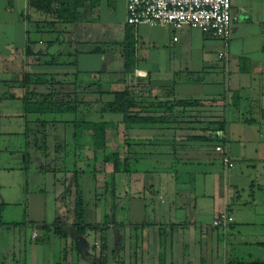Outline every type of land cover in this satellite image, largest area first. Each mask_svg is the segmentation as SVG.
<instances>
[{
    "label": "crops",
    "instance_id": "crops-1",
    "mask_svg": "<svg viewBox=\"0 0 264 264\" xmlns=\"http://www.w3.org/2000/svg\"><path fill=\"white\" fill-rule=\"evenodd\" d=\"M94 2L93 7L88 1L78 11L75 23L60 24L51 16L32 12L28 0H0V133L8 132L12 119H18L26 133L30 123L27 118L37 115L25 112L29 94H50L61 101L81 99L84 110L80 112L84 114L91 110L87 102L91 89L98 86L108 92L138 90L131 94L137 102L144 99L140 92L147 87L163 91L167 101L189 103L177 107L184 113L176 122L129 129L131 162L147 159L163 164L158 168L162 176L158 180L154 170L134 172L138 194L142 192L144 198H138L132 221L97 222L78 235L73 223L67 222L69 218H63L66 227L62 232L69 243H56L52 259L48 255L51 240L43 244L41 258L38 248L31 244L40 237L37 229L43 231L49 225L31 221L27 243L30 253L26 252L25 263L264 261V0H232L231 35L226 48L211 31L129 26L125 22L126 0ZM224 50L226 58L220 59L218 54ZM128 52L133 65L125 74L124 56ZM143 106L144 114L161 115L154 105H147L150 109ZM191 135L204 136L210 142L220 140L223 154L233 166L223 163L222 154L214 149L218 144L190 143L187 136ZM177 166L186 168L181 184ZM112 169L107 163L101 173L109 175ZM65 172V177H74L71 180L75 186V168ZM177 192L186 196L184 216L166 219L165 214L180 209L173 202L169 207L165 203L168 194ZM147 193L161 199L151 209V220H146L144 213ZM179 195L173 196L181 200ZM222 209L233 218L224 229L212 225ZM65 210L64 206L60 208L61 216ZM125 227L132 230L130 256L123 244ZM92 233H98L99 238L91 245L87 235ZM92 249L99 254L98 260ZM16 257L21 254H13L14 262ZM20 260L16 264H22Z\"/></svg>",
    "mask_w": 264,
    "mask_h": 264
},
{
    "label": "rangeland",
    "instance_id": "rangeland-1",
    "mask_svg": "<svg viewBox=\"0 0 264 264\" xmlns=\"http://www.w3.org/2000/svg\"><path fill=\"white\" fill-rule=\"evenodd\" d=\"M98 87L91 89L87 101L88 104H91V110H88L89 112L84 111L85 114L80 112L81 109L84 110L80 107L76 115L72 113L31 115L27 118L30 123L26 133L21 130L24 129L23 124L20 125L18 119H12L8 132L0 133V203L5 205L1 215L5 225L0 226V264H16V261L24 259L26 252L27 254L30 253L27 244L30 237V225H32L28 223L30 221H44L50 226L48 230L37 229L40 237L47 234L51 240L48 248L50 259L54 257L56 243H69V237L63 238L53 234L56 226L60 231H64L66 227L63 220L66 215L62 218L60 208L68 206L73 210L75 205V186L71 180L74 177L71 174L65 177V171H72L75 168L77 173L75 182L84 201L83 221L87 225H94L97 222L110 223L114 219L117 222L119 220L132 221V211L133 209L136 210L139 205L138 198H144L142 192L140 195L138 194L139 182L136 181L134 172L151 169L156 171L157 180L158 176L162 177L157 173L158 168L163 167L160 162L155 163V161H148L147 159L131 162L133 160L131 131L122 123V117L119 114L99 112L100 104L111 100V96L106 94L110 92L102 89L104 87ZM54 88L56 89V87ZM128 91L133 96L136 91L138 92V90H134V92L131 89ZM140 93L144 95V99L139 101L140 104L144 105L143 109H150L147 105L167 102V97L163 91L146 87ZM78 102L83 104L81 99H78ZM75 119L88 122L105 121L115 124L113 129L107 130L106 150L117 153L122 161L126 159L129 169V173L119 172L115 175V192L112 189L110 174H102L105 165L102 173L99 172V174L94 175L92 172L95 164L94 160L90 158L92 154L91 141L87 133L82 137V142L76 144L77 149L74 152V128L71 124L66 126L62 122H72ZM216 135L214 134L215 137ZM127 144L130 146V153H127ZM177 170L178 184H181L185 181L186 168L177 166ZM164 182L166 184V181ZM68 190H70L69 193ZM173 195L177 196L179 192ZM173 195L168 194L165 203L169 207L173 202L174 206L180 209H175L176 211H173L172 214L168 212L165 216L163 215L166 219L167 216L175 217L177 215L176 218L184 216L185 194L179 195L180 198L183 197L181 200L179 197L174 198ZM145 198H147L144 199L146 200L145 219L151 220V209H153V205H156V201L160 203L161 199L152 197L151 193L145 194ZM203 215L207 216V213H203ZM56 218L59 219V224L53 223ZM72 218H69L67 222H72ZM14 224L17 226H13ZM125 228L123 229V244H125L127 256H130L133 242L132 230L129 227ZM87 238L92 245L95 239L99 238V235L92 233L87 235ZM31 244L33 248H38L37 254L41 258V255L44 254V243L31 242ZM240 248L244 249V246L241 245ZM18 252L21 257L18 259L16 257L14 262L12 256L13 254L17 256ZM91 254L95 255L98 260L99 254L94 253L93 249ZM32 255L35 258V253ZM241 256L244 257L245 255L241 254ZM36 259L38 260V257Z\"/></svg>",
    "mask_w": 264,
    "mask_h": 264
},
{
    "label": "trees",
    "instance_id": "trees-1",
    "mask_svg": "<svg viewBox=\"0 0 264 264\" xmlns=\"http://www.w3.org/2000/svg\"><path fill=\"white\" fill-rule=\"evenodd\" d=\"M90 2L91 7L94 6V0H28V8L32 12L39 13L43 17L51 16L55 19V22L60 24H73L77 21L78 11L83 8L87 2ZM130 48V46H129ZM128 48V49H129ZM132 54L131 52L126 53L124 56V68L123 71L125 74L131 72L132 69ZM28 77V76H27ZM27 80V78H26ZM108 96H111V100L106 101L105 103H101L99 106V112L101 113H111V114H119L122 117V123L125 125L127 129H131L136 126H148L151 124H162L166 122H173L179 119V116H183L184 111L176 110L177 107H186L189 102L185 101H167L160 102L154 105L153 107L161 111V115L151 116L144 114L141 109V104L137 102L131 95V93L124 89L122 91H113L110 93H106ZM78 99L69 101H61L54 99L50 94H39V95H31L26 96L25 99V112L27 114H66L72 113L76 115L78 113L79 108L84 104H79ZM91 105V104H90ZM91 107V106H90ZM151 106V108H153ZM63 123H69L73 125V139H74V152L76 151L77 143L82 142V137H84L85 133H87L90 138L91 144L90 148L92 150V154L90 158L94 160L93 174L103 170V166L106 163H111L113 166L112 172L110 173V179L112 181L113 191H114V176L119 172L127 173V160H121L119 155L115 152H107L106 150V136L107 130L113 129L115 124L113 122H105V121H64ZM187 140L192 142H199L205 146H211L213 144H220V140H214V142H210V140H206L204 136H187ZM216 146V145H215ZM214 146V147H215ZM132 152V151H131ZM127 153H130V146L127 144ZM75 205L74 209L71 210L66 206V210L62 213L63 216L66 215L65 218H71L74 212V217L72 218L73 226L78 235H83L89 225L84 223V201L82 199V193L78 190L77 183L75 182ZM4 203H0V226L5 225L2 222L1 215L4 209ZM62 216V218H63ZM33 225V222H28ZM54 224L59 223V219L56 218L53 222ZM13 226H17L14 224ZM50 226H47L48 230ZM64 232L60 231L57 226L54 228L53 234L58 235L60 237L65 238ZM49 236L46 234L44 237H36L34 242L45 243L48 242ZM228 264H264L262 259H239L235 258L233 260H228ZM22 264L25 263V259H23ZM58 264H64L60 262Z\"/></svg>",
    "mask_w": 264,
    "mask_h": 264
},
{
    "label": "built area",
    "instance_id": "built-area-1",
    "mask_svg": "<svg viewBox=\"0 0 264 264\" xmlns=\"http://www.w3.org/2000/svg\"><path fill=\"white\" fill-rule=\"evenodd\" d=\"M231 3L232 0H126L125 22L129 26L165 25L176 30L189 27L211 31L226 48L231 35ZM226 55L224 50L218 57L224 59ZM214 149L222 154L225 165L233 166L220 145ZM232 222V216L222 209L217 212L212 225L224 229Z\"/></svg>",
    "mask_w": 264,
    "mask_h": 264
}]
</instances>
